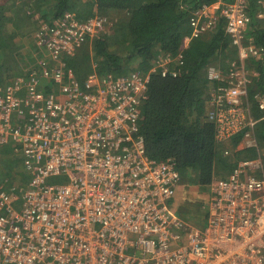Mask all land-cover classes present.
<instances>
[{
  "label": "built area",
  "instance_id": "1",
  "mask_svg": "<svg viewBox=\"0 0 264 264\" xmlns=\"http://www.w3.org/2000/svg\"><path fill=\"white\" fill-rule=\"evenodd\" d=\"M246 6L248 0H217L190 18L193 35L222 19L236 50L229 71L208 68L207 78L223 85L211 92L205 115L218 139L240 137L238 149L258 145L244 104L253 73L248 60L263 51L241 34L252 18L264 21V0H255L253 17ZM104 23L67 14L52 26L39 24L33 35L40 54L45 50L39 67L0 87V146L21 151L28 176L18 194L0 187V264H264L259 156L213 180L202 228H185L176 210L169 213L181 176L172 159L147 155L139 123L151 75H176L171 59L159 58L143 76L91 74L83 83L66 68L63 57ZM255 100L264 112V98ZM66 174L79 182L48 183Z\"/></svg>",
  "mask_w": 264,
  "mask_h": 264
},
{
  "label": "trees",
  "instance_id": "2",
  "mask_svg": "<svg viewBox=\"0 0 264 264\" xmlns=\"http://www.w3.org/2000/svg\"><path fill=\"white\" fill-rule=\"evenodd\" d=\"M217 0H5L0 3V87L15 77L37 70L45 50H38L33 37L21 30L25 21L52 26L70 14L78 21L93 17L106 19L109 32L83 40L80 47L62 61L80 83L89 76L127 78L143 76L159 58L171 59L169 70L176 75L162 78L152 74L141 106L139 130L147 155L156 161L172 159L182 180L198 188H208L216 171L230 174L241 160L257 158L264 173V112L255 96L264 97V29L254 19L247 32L263 50L261 58L248 60L253 71L245 106L256 121L257 147L238 149L240 137L218 139L217 126L208 121L206 111L211 92L222 86L207 78L208 68L227 72L238 60L236 50L218 19L205 33L193 35L192 14ZM253 0L250 13L253 14ZM118 15L117 20L110 18ZM251 28V27H250ZM24 37L28 46L22 41ZM32 37V38H31ZM27 46V47H26ZM180 56L179 60H175ZM25 59V60H24ZM26 66L19 70V63ZM17 67V68H16ZM237 136V135H236ZM18 149V148H17ZM19 154V158L15 157ZM21 151L0 146V187L22 189L28 176ZM12 180L13 183L8 184ZM182 210V208H181ZM203 217L205 212L197 210Z\"/></svg>",
  "mask_w": 264,
  "mask_h": 264
},
{
  "label": "rangeland",
  "instance_id": "3",
  "mask_svg": "<svg viewBox=\"0 0 264 264\" xmlns=\"http://www.w3.org/2000/svg\"><path fill=\"white\" fill-rule=\"evenodd\" d=\"M4 1L5 0H0V3L4 2ZM117 18H118V15H115V17H112L110 19L112 21H115V20H117ZM104 21H105V23L102 27V30H99V32L106 33V32H109L111 28H110L109 22H107L106 19H104ZM36 29H37L36 24H32V22H30V19H29V20L25 21L21 30H25L24 34L28 35V37H30V36L33 37ZM26 39L29 40L27 37H24L22 39V41L25 42V45L28 46V42L26 41ZM45 59L48 60L47 56H45ZM26 63H28L27 65H29L28 60H26L24 63H22V62L19 63V65H18L19 70H22L23 67L26 66ZM11 146H13V145H11ZM19 156H20L19 154L15 155V157L17 159L19 158ZM226 176H227L226 174L224 175V174L218 173V171H216V176L214 178L215 179H222L223 177H226ZM11 183H13L12 180L8 181V184H11ZM14 183H15L13 185L14 188H18L16 186H18L20 184L16 183V182H14ZM23 187H21V188H23ZM180 192L182 193V195H185V198L183 200L181 198V201L179 200V202H180L179 203L178 199H177V194ZM186 200H187V202H185ZM208 200H209L208 188L201 189V188L196 187L195 185L187 184L181 178L180 186H179L178 190L176 191L174 198L168 204L169 205V212L173 215L175 208L178 207L177 212L180 213L179 208L184 207L183 210L187 215L182 214L176 218L186 225L190 224L192 227L200 229L205 225V221L200 220V218L203 217L204 214L201 215L199 212H197V210L200 209L201 212H205L204 206L207 205ZM183 215H185L186 218H182Z\"/></svg>",
  "mask_w": 264,
  "mask_h": 264
},
{
  "label": "bare ground",
  "instance_id": "4",
  "mask_svg": "<svg viewBox=\"0 0 264 264\" xmlns=\"http://www.w3.org/2000/svg\"><path fill=\"white\" fill-rule=\"evenodd\" d=\"M250 0H248V5L250 6ZM255 3V0H253V3H252V5ZM250 12V7H248V6H246V9H245V13L246 14H248ZM251 17H253V16H251ZM253 19V18H252ZM255 20V19H254ZM250 23H251V21H250ZM259 24V23H258ZM262 28L261 29H264V21H262L261 22V24H259ZM251 27V28H250ZM253 28H255V27H252L251 26V24H249V26H248V24H246L245 26H244V28H243V30H242V40H245V39H250V40H252V42H253V44H254V41H253V37H251V36H247V32L248 31H250V30H252ZM255 46H256V44H254ZM257 47V46H256ZM258 48V47H257ZM261 49V48H260ZM263 51V50H262ZM140 136L142 137V135L140 134ZM143 138V137H142ZM79 181L78 180H75L74 179V176L72 175V174H70V175H65V176H56V175H53L52 177H49L48 178V183H53V184H51V185H59V184H66V183H70V184H77ZM178 188V187H177ZM177 188H176V190H177ZM176 190H175V193H176ZM175 193L173 194V195H169V197H168V200H167V203L169 204L171 201H172V199L174 198V196H175ZM90 205V204H89ZM204 210H205V214H206V211H207V205H205L204 206ZM90 211V210H89ZM170 213V212H169ZM171 214V213H170ZM206 216V215H205ZM206 220V218L204 219V221ZM176 223H182L181 221H179L178 219H177V221H176ZM183 224V226L186 228L187 227V225L186 224H184V223H182ZM94 229H96V226H93L92 228H91V231H93ZM135 238L136 239H139V237L138 236H135ZM125 255L127 256L128 254L127 253H125Z\"/></svg>",
  "mask_w": 264,
  "mask_h": 264
},
{
  "label": "crops",
  "instance_id": "5",
  "mask_svg": "<svg viewBox=\"0 0 264 264\" xmlns=\"http://www.w3.org/2000/svg\"><path fill=\"white\" fill-rule=\"evenodd\" d=\"M224 178H226V177H223L222 179H224ZM212 182H213V180H212ZM212 182H211V183H212ZM211 183H210V185H211ZM178 188H179V186H178ZM178 188H177V190H178ZM177 190H176V191H177ZM208 191H209V190H208ZM181 198H182V200H183V199L185 198V195H182V193L180 192V193L177 194L178 202H179V200L181 201ZM185 202H187V200H186ZM179 203H180V202H179ZM197 203H198V202H197ZM198 204H199V203H198ZM177 209H178V207L175 208L176 213H177L178 216H180V215H182V214L187 215V214L184 212V210H183L184 207H182V210H181V207L179 208V209H180V213L177 212ZM185 215H183L182 218H186Z\"/></svg>",
  "mask_w": 264,
  "mask_h": 264
},
{
  "label": "clouds",
  "instance_id": "6",
  "mask_svg": "<svg viewBox=\"0 0 264 264\" xmlns=\"http://www.w3.org/2000/svg\"><path fill=\"white\" fill-rule=\"evenodd\" d=\"M147 92H148V89H147ZM147 92H146V94H147ZM258 97H262V98H264L263 96H258ZM208 110V109H207ZM214 180H217V179H214ZM210 186V185H209ZM209 186H208V189H209ZM26 187V184H25V186L22 188V189H19V188H14V187H11V188H9V189H5V188H3L4 190H6V191H14L16 194H18V193H20L24 188Z\"/></svg>",
  "mask_w": 264,
  "mask_h": 264
}]
</instances>
